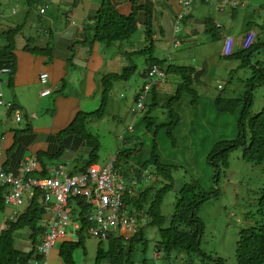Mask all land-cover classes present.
<instances>
[{
  "label": "crops",
  "instance_id": "0c3cea01",
  "mask_svg": "<svg viewBox=\"0 0 264 264\" xmlns=\"http://www.w3.org/2000/svg\"><path fill=\"white\" fill-rule=\"evenodd\" d=\"M187 1L186 7L181 4V0H109L121 16L136 12L137 30L131 38L106 46L94 41L92 29L103 0H39L34 3L30 0H13L9 4L2 0L0 10L5 17L1 19L0 34L3 22H8L10 27L21 25V31L16 37L17 42L18 37L24 34L27 21L30 18L35 19L34 14L40 23V27L36 29V37H42V41L39 42V39L34 37L31 39L35 41L37 48L54 46L53 55L46 57L25 50V44L17 42L13 51V78L8 83L6 76H2L0 89L3 97L21 114V121L16 122L12 114L7 115L4 109L0 108V140L4 146L2 170L15 173L19 162L30 158L37 162V155H42V162L47 169L62 165L70 174L84 171L91 154L98 147L96 138L87 127L89 121L96 119L86 123L87 133L94 140L83 139L77 135L60 136L61 132L71 124L79 112L91 113L99 109L103 93L102 82L106 76H121L125 69L134 66V73L132 72L127 80L114 81L112 89H117L122 81L127 82L133 76L144 80L141 72L148 67L146 57L137 52L148 45L151 44L153 48V57L163 61V68L172 65L199 71L200 75L196 80L193 77L192 84L194 91H197L199 87L205 88L209 84L213 66L218 69L221 67L218 56L224 57L221 49L225 37L230 36L235 40L234 52H237L246 32L252 30L259 35L264 32V15L260 13L264 11V0H242L236 8L217 9L206 0ZM15 4L19 8L17 16H9L10 6ZM44 5L48 7L46 13L39 16L38 9ZM148 13L151 21V41L145 38ZM43 22L45 25L41 26ZM26 39L29 37L26 36L23 40ZM177 41L179 45L174 48L173 44ZM263 41L259 36L256 44ZM248 68L255 71L259 69L258 65ZM41 73L48 74L46 86L39 82ZM171 75L175 76L174 73ZM180 82L179 76L171 80L170 74H166L163 80L154 84L158 103L172 96ZM147 83L142 82L140 86L135 83L137 88L130 98V103H133L137 93ZM219 87L222 88L218 85ZM43 88L50 89V93L41 97ZM72 92H76V98H70ZM48 98L51 99L47 101ZM59 108L61 112L58 116ZM52 110L57 113L56 122L48 119V116H40L44 111ZM53 157H58L55 163L45 161ZM93 160L94 164H97L95 157ZM37 168L32 173L33 177L40 176ZM142 223L145 224V220L141 221L140 225ZM140 225L139 227L142 226ZM2 229L3 225H0V231ZM14 239L17 250H31L33 245L28 233L16 234ZM53 250V254L58 257V249ZM139 257L138 255L135 264H140Z\"/></svg>",
  "mask_w": 264,
  "mask_h": 264
},
{
  "label": "rangeland",
  "instance_id": "374dc122",
  "mask_svg": "<svg viewBox=\"0 0 264 264\" xmlns=\"http://www.w3.org/2000/svg\"><path fill=\"white\" fill-rule=\"evenodd\" d=\"M3 1L9 4V1ZM260 13L264 15V11ZM33 16L35 19L30 18L27 21L24 34L18 37L17 42L37 46L31 37L39 39L36 37V29L40 27V23L38 17L34 14ZM43 25H45L44 22L41 26ZM26 36L29 39L25 41L23 39ZM218 59L221 67L218 69L213 66L212 77L205 88L199 87L195 93H182L180 101L172 102L170 106L167 104L168 99H165L152 107L148 114V108H146L142 113L133 116L130 111L133 105L130 103V98L137 88L136 82L140 86L142 82L149 80H141L133 76L127 82L122 81L117 89L113 87L111 90L103 118L89 121L87 127L97 140L96 163L99 166H105L109 161L115 160L116 168L124 177L130 181L132 179L142 181L139 189L150 185L157 189L164 184L160 178L155 180L156 176L152 175L155 168L151 160L152 154L158 156L162 164L171 165L172 190L165 195L161 205L165 227L169 224L177 191L182 185L197 182L202 194H216L198 211V217L204 225L200 249L208 256L222 260L224 264H237L236 243L240 231L250 226L264 225V213L259 212L257 205L261 190L264 189V164L243 161L241 148L228 154L227 168L219 166L216 169L208 164L207 158L216 144L235 140L238 137L239 111L234 114L221 113L214 104L215 99L243 97L247 90V80L254 75L253 71H255L252 68H239L240 61L233 57L218 56ZM251 61L253 66L258 64V68L264 72V50H254ZM176 76L170 74L171 80ZM218 85L222 88L219 89ZM76 95V92H72L70 98H76ZM149 96H151L150 93ZM149 96L146 100L148 106L152 101ZM49 99L51 98L47 101ZM263 108L264 83H260L253 91L251 112L255 115ZM53 111H44L40 116H48V119L56 122L57 113ZM60 112L59 108L58 116ZM174 114L180 118L177 126L172 125ZM146 116L154 121L151 125H148L149 120L145 118ZM131 126L132 130H129ZM43 157H41L42 161H44ZM57 160L58 157L45 159L53 163ZM146 162L148 163L147 172L142 170L137 175L135 172ZM142 173L144 176H141ZM23 199V205L17 208L20 212L27 204L25 195ZM10 211L12 208L6 206L0 210V225H3L4 218L8 217ZM141 225L140 231L148 243L146 253L144 255L139 253L141 264L143 259L146 260V264H215L207 258L187 254H181V257L177 254L169 255L168 260L163 259L161 255H158V251H154L155 243L159 238L157 228L143 223ZM26 233L28 231L25 229L17 234L26 235ZM82 237L84 250L83 247L77 248L73 253V261L75 264H95L99 240L90 237L86 230L82 233ZM77 239V236H71L58 240L55 248L58 249L62 242H74ZM37 244L38 240L35 245ZM106 246V241H102V247ZM136 247L141 250L140 244ZM53 252L55 251L53 250L49 256L50 264H62Z\"/></svg>",
  "mask_w": 264,
  "mask_h": 264
},
{
  "label": "trees",
  "instance_id": "16d2710c",
  "mask_svg": "<svg viewBox=\"0 0 264 264\" xmlns=\"http://www.w3.org/2000/svg\"><path fill=\"white\" fill-rule=\"evenodd\" d=\"M36 1L39 0H30L31 3ZM17 13L15 16H17ZM135 16L136 12L128 16H121L117 13L109 0H103L102 8L97 13L94 26L92 27L94 31V41L107 46L131 38L137 30ZM150 22V15L148 13L145 30V38L148 41H151L152 37ZM21 27V25L14 27H10L9 25V27L0 34V41H2V44H0V69H10L9 73L5 74L8 83L11 82L14 75L15 62L13 51L16 47V37L21 31ZM257 41L258 37L251 48L247 50L240 49L230 56L240 61V68L253 67L251 61L252 52L254 49H264V41L256 44ZM24 49L36 54H42L46 57H51L53 55L54 46L47 45L44 48H37L36 46L32 47V45L26 44ZM152 51L153 48L150 44L137 53L146 57L145 62L147 66L157 65L159 68L165 70V74L169 75L174 73L181 78V82L177 86L174 95L168 98V106H170L172 102H179L180 97L183 95L182 93L190 94L196 92L192 87L194 83V69L175 67L172 65H167L163 68V61L155 59L152 55ZM133 71L134 66H131L125 69L121 76H106L102 82L103 93L99 109L91 113L79 112L71 124L61 132L60 136L77 135L83 139L94 140L93 137L87 133V121L91 119L97 120L103 117L113 82L116 80H127ZM146 79H148L147 76ZM260 83H264V72L259 68L254 71V75L247 80V90L243 97L237 99H223L219 97L215 99L214 104L217 105L216 108L219 112L234 114L236 111H239V118L237 123V139L222 141L220 144H216L209 154L207 158L208 164L212 165L214 168L218 169L219 166L227 168L228 154L237 148H241L243 161L254 164H264V108L255 115L251 112L253 91L257 84ZM150 95L153 97L151 104L149 106L147 102L145 104V109L148 108L147 114L151 111L152 107L158 105L155 88L150 89ZM172 117V125L177 126L180 121L179 116L174 114ZM145 118L149 120L148 125L154 122L147 116ZM168 133L171 134V132ZM41 157L42 155H37V171H39L41 176H46L47 167L43 164ZM94 157L95 151L91 154L87 167L95 163L93 160ZM151 160H153L155 166L152 175L156 176L155 180L160 178L164 184L157 189H155L153 185L138 189L139 191H137L136 195L129 197L126 201L129 206V211L133 214L135 213L140 221L145 220L146 226L157 228L159 238L155 243L154 251H158L161 257L166 260L169 259V255L177 254L178 257H181V254H187L188 256L195 255L207 258L215 264H224L222 260L208 256L200 249L204 225L198 217V211L205 202L212 199L216 194H202L197 182L182 185L177 191L176 202L169 224L165 227V217L161 213V205L165 195L172 190L171 165L162 164L159 157L155 154L151 155ZM146 167H148L147 162L142 165L141 169L134 172L138 175L142 170H145ZM148 178H150V176H148ZM139 183H141L140 179ZM3 194L4 191L0 188V210H3L5 207L3 203ZM41 200V195L36 192L34 196L27 201L24 209L21 212L19 211L14 221L5 218L3 229L0 231V264H29V261L34 257L35 243L37 240L39 241V237L42 233L41 221L45 214ZM257 205L259 212L264 213V189L261 190ZM80 207L82 210L79 218L82 227L77 234L78 239L74 242H62L58 248V257L62 264H75L73 261V253L77 248L83 247L82 233L87 227L85 220L87 207L82 205ZM142 214H144V216H141ZM25 229L28 231V237L33 246L30 251L21 252L15 248L14 236L19 231ZM140 229L141 227L138 228L137 232L128 241L111 236L106 241V249L102 247V241H99L95 256V264L135 263L140 252L142 255L146 253L148 244ZM137 244L141 245V250L140 248L137 249ZM35 258H39V256ZM145 262L146 260L143 259L142 264H146ZM236 263L264 264V225L250 226L240 231L239 239L236 243Z\"/></svg>",
  "mask_w": 264,
  "mask_h": 264
},
{
  "label": "built area",
  "instance_id": "2783aa9c",
  "mask_svg": "<svg viewBox=\"0 0 264 264\" xmlns=\"http://www.w3.org/2000/svg\"><path fill=\"white\" fill-rule=\"evenodd\" d=\"M7 1L13 2V0ZM206 2L216 9L236 8L242 0H206ZM1 4L2 0H0V8ZM181 4L187 7L188 1L181 0ZM47 8V5H44L38 9L37 14L45 15ZM18 11L17 4L11 5L9 16H15ZM4 17V13L0 10V23ZM8 27V22H3L1 31ZM259 36L264 40V32L260 35L252 30L246 32L240 41V49L251 48ZM178 45L179 41L175 42L173 47L176 48ZM234 49L235 40L230 36L225 37L221 49L222 55L230 57L234 53ZM9 71V68L0 69V85L2 76ZM146 76L149 81L137 93L130 108L133 116L145 110L151 87L163 80L166 74L157 65H151ZM38 79L41 85L46 86L48 74L41 73ZM49 93L50 89L43 88L40 96H46ZM0 108L4 109L7 115L12 114L16 122L21 121V114L11 103L5 101L1 89ZM129 130H132V126L129 127ZM3 153V141L0 140V188L4 191V205L12 208L8 214V220L16 219L19 213L17 208L23 205L24 195L28 201L37 192L42 199L41 203L45 213L41 221L42 233L34 248V257L29 261V264H49V254L55 248L57 241L77 236L82 227L79 218L82 210L81 205L87 207L85 230L92 238L107 241L111 236H114L128 241L137 232L141 221L135 213L129 211L126 200L136 194L140 183L133 179L130 181L119 173L115 166V160L109 161L105 166L91 164L78 174H70L64 166L56 165L47 169L46 176L33 177L32 173L37 168L34 158L20 162L16 172L12 173L3 171L1 168ZM145 172H147L146 169ZM141 176L144 174L142 173ZM36 256L39 258H35Z\"/></svg>",
  "mask_w": 264,
  "mask_h": 264
},
{
  "label": "water",
  "instance_id": "95a60500",
  "mask_svg": "<svg viewBox=\"0 0 264 264\" xmlns=\"http://www.w3.org/2000/svg\"><path fill=\"white\" fill-rule=\"evenodd\" d=\"M149 70V66L146 68V69H144V70H142V72H141V77L142 78H146V72ZM203 71V70H202ZM200 75V72L199 71H197V72H195V74H194V79L196 80L197 78H198V76Z\"/></svg>",
  "mask_w": 264,
  "mask_h": 264
}]
</instances>
